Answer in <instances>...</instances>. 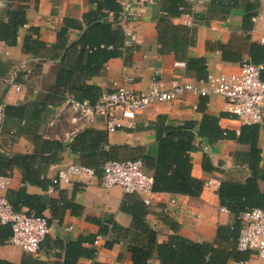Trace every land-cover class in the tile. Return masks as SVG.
<instances>
[{
	"label": "crops",
	"instance_id": "obj_1",
	"mask_svg": "<svg viewBox=\"0 0 264 264\" xmlns=\"http://www.w3.org/2000/svg\"><path fill=\"white\" fill-rule=\"evenodd\" d=\"M123 1L128 9L124 11V4H121L118 24L126 35L122 53L107 60L100 72L88 80L89 84L98 86L100 94L112 91L115 86L146 91L153 76L163 87H169L175 81L195 82L197 76L202 74L203 67L207 73L214 75L235 72L242 61L248 60L250 43L264 45V0H258L257 15L248 31L242 28L244 11L240 6L224 13L217 4L210 5L211 0H186L189 7L183 13L169 17L164 14V0ZM9 5L10 0H0V22L7 20L6 12L9 7H13ZM26 6L27 24L19 29L15 44L6 45L0 41L7 51L6 54L0 53V104L21 105L37 101L33 110L37 132L67 145L73 138L67 134L71 126H60L55 132L49 129L47 121L52 115V109L48 112L46 104L40 99L55 81L59 62L52 58V47L63 20L70 17L82 23L84 13L94 6L89 0H28ZM188 15L192 16V21L190 19V23L185 25L184 20ZM32 27L38 29L35 36L30 30ZM79 34V30L71 29L67 43L74 42ZM28 35L38 37L45 44V48L36 57L22 49L23 39ZM220 46L240 55L241 61L223 60ZM23 61H30L36 71L28 91L20 95L9 88L5 79ZM224 103V99L216 94L206 97L187 94L175 101L150 105L136 114L130 127L113 133L104 130L100 117H96L93 122H85L83 129L102 132L105 135L104 141L92 156H83L69 150L57 152L55 160L44 174L48 184H24L17 167L0 173L11 178L7 190L25 187L26 193L37 197L36 201L44 206L41 214L58 220V225L46 237L49 241H43L39 251L32 256L43 261L53 260L55 251L52 250V241L68 243L76 241L80 235L96 234L98 227L88 222L87 217L97 218L109 227L116 224L129 228L133 211L138 207L144 210L145 221L155 230L159 242H165L173 233L170 223H174L176 232L182 237L195 242H213L217 228L221 225L230 226L234 220L228 211H220L222 206L217 195L220 181H244L250 175L246 166L233 158L235 151H245L247 148L233 140L221 139L211 145L206 138L195 139V146L189 152L191 176L201 179L203 183L212 179L218 184L217 188L202 185L197 196L153 192L148 196L150 204L146 205L143 196L125 194L118 186L104 189L97 182H92L82 188L78 183L56 185L51 180L57 169L67 162L92 166L93 161L104 158L142 162H145L146 157L156 158L157 124L166 127L185 121L199 122L204 114H209L218 118L221 128L237 131L242 124L224 112ZM262 113V121L258 123V147L262 159L257 177L259 189L264 192V103ZM20 125L22 121L20 123L17 119H8L0 127V162L19 154H33L34 145L30 136L13 130ZM205 157L206 169L203 168ZM143 168L150 175L153 173L146 165ZM171 199L176 201V206L169 205ZM20 211L27 212L28 207L23 206ZM114 238H118V241L106 247L105 241ZM92 246L97 249L95 259L79 258L76 264H131L126 240L113 231L106 237L99 236ZM23 254L20 248L8 243L0 246V259L19 263ZM151 262L159 264L155 256ZM227 264H258V261L248 251L240 261L231 259Z\"/></svg>",
	"mask_w": 264,
	"mask_h": 264
},
{
	"label": "trees",
	"instance_id": "obj_2",
	"mask_svg": "<svg viewBox=\"0 0 264 264\" xmlns=\"http://www.w3.org/2000/svg\"><path fill=\"white\" fill-rule=\"evenodd\" d=\"M28 0H10L7 10V20L0 22V41L6 45H14L19 29L27 24ZM93 9L84 13L82 23L65 18L56 35V42L52 47V58L58 60L55 81L49 87L41 101L46 104V110L60 104L65 95L78 100L95 102L99 97L98 86L88 83V80L98 74L104 63L110 58L122 53L126 35L118 24L122 6L118 0H89ZM164 14L169 17L183 13L189 3L186 0H164ZM217 4L221 12L228 13L231 8L240 6L244 15L242 28L251 29L253 18L257 15L258 0H211L210 5ZM162 18V17H161ZM160 18V19H161ZM71 29L80 31L74 42L67 43L68 33ZM35 35L37 28H31ZM193 40V38H192ZM45 48V44L38 37L26 36L23 39L22 49L33 57L38 56ZM222 58L226 62L241 61L240 55L233 54L225 46H220ZM248 61L263 65L260 78L264 80V45L250 43L248 45ZM36 71V67L34 66ZM35 75V74H34ZM206 69L196 80L204 79ZM31 84L29 83V87ZM37 101L26 102L21 105H5L3 125L8 119H17L22 125L13 129L18 134L30 136L34 145L32 155L19 154L11 159L0 162V173H5L13 167L21 171L24 184H48L44 178L45 171L55 160L57 152L69 150L83 156H92L98 150L105 135L91 129L79 131L67 145L57 139H48L37 132L33 119V110ZM157 127L158 154L156 158H145V165L153 170V192H168L197 196L202 189L203 181L193 178L190 174L191 160L189 152L194 148L196 138H206L209 144L221 139L233 140L240 146H246L245 151H235L233 158L237 163L243 164L250 175L244 181H220L217 195L219 203L234 218L232 225L219 226L213 242H195L179 235L174 223L171 224L173 233L165 242L157 240L155 230L145 221V212L141 208L133 211L132 224L129 228H122L116 224L109 225L97 218L87 217V221L96 225V234L80 235L76 241L64 243L60 240L52 241L55 251L54 259L43 261L32 255L23 254L19 263L0 259V264H76L79 258L94 260L97 249L92 246L96 237H106L113 231L117 236L126 240L130 253L131 264H153L151 259L155 256L159 264H227L229 260L240 261L248 251L237 249V239L240 230L239 215L253 208L264 209V192L258 186L257 173L261 162V150L258 147L259 124L241 125L235 131L223 129L218 124V118L204 114L199 122L185 121L176 126ZM12 128H9L11 130ZM112 159L93 161L92 167L100 175L101 165ZM207 158H203V168L206 167ZM2 175V174H0ZM6 198L14 210L28 207L26 213L42 215L44 206L36 201L37 197L26 193L25 187L17 190H7ZM11 236L9 225L0 224V246L8 243ZM44 241H49L45 238ZM118 238L105 241L110 247ZM91 245V246H87ZM41 248V245H40Z\"/></svg>",
	"mask_w": 264,
	"mask_h": 264
},
{
	"label": "built area",
	"instance_id": "obj_3",
	"mask_svg": "<svg viewBox=\"0 0 264 264\" xmlns=\"http://www.w3.org/2000/svg\"><path fill=\"white\" fill-rule=\"evenodd\" d=\"M118 1L124 4V11L128 9L123 0ZM190 19L192 21V16L188 15L184 24L188 25ZM0 53H7L1 44ZM262 69L263 65L246 60L239 64L235 72L216 75L207 73L204 79L195 82L175 81L169 87H163L156 76H153L146 91L115 86L112 91L102 92L95 102L65 95L59 105L50 107L52 115L47 126L52 131L58 130L60 126H71L67 134L74 137L83 129L85 122H93L96 117H100L104 130L113 133L130 127L136 114L150 105L175 101L187 94L198 97L219 95L225 101L224 112L235 117L242 125L260 123L264 103V80L260 78ZM34 74V65L30 61H23L5 80L10 89L21 95L28 91ZM3 118L4 105L0 104V127ZM100 170L98 175L92 167L67 162L57 169L51 182L56 185L78 183L82 188L92 182H97L104 189L118 186L125 194L141 195L144 204H150L148 196L153 193V178L145 172L141 160H107ZM10 185V176L0 175V224L10 227L8 244L20 248L25 254L34 255L53 231V227L58 225V220L14 210L6 198ZM203 185L208 188L218 187L212 179L205 181ZM169 205L176 206V201L171 199ZM164 210L167 211L166 208ZM220 211L227 212L224 207H220ZM238 219L240 230L237 249L250 251L258 264H264V209L245 211ZM70 228L69 226L68 229ZM98 239L99 236L94 242Z\"/></svg>",
	"mask_w": 264,
	"mask_h": 264
},
{
	"label": "rangeland",
	"instance_id": "obj_4",
	"mask_svg": "<svg viewBox=\"0 0 264 264\" xmlns=\"http://www.w3.org/2000/svg\"><path fill=\"white\" fill-rule=\"evenodd\" d=\"M66 125H64V127H65Z\"/></svg>",
	"mask_w": 264,
	"mask_h": 264
},
{
	"label": "water",
	"instance_id": "obj_5",
	"mask_svg": "<svg viewBox=\"0 0 264 264\" xmlns=\"http://www.w3.org/2000/svg\"><path fill=\"white\" fill-rule=\"evenodd\" d=\"M66 143V142H65Z\"/></svg>",
	"mask_w": 264,
	"mask_h": 264
}]
</instances>
